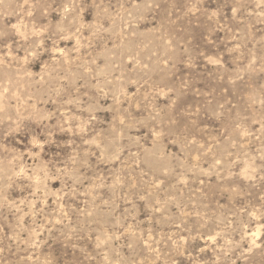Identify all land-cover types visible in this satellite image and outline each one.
<instances>
[{
	"label": "rangeland",
	"instance_id": "obj_1",
	"mask_svg": "<svg viewBox=\"0 0 264 264\" xmlns=\"http://www.w3.org/2000/svg\"><path fill=\"white\" fill-rule=\"evenodd\" d=\"M0 264H264V0H0Z\"/></svg>",
	"mask_w": 264,
	"mask_h": 264
}]
</instances>
